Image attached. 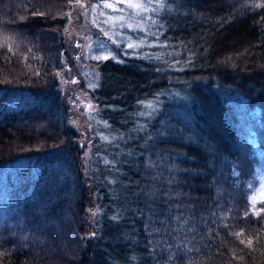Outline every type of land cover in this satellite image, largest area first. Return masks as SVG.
Here are the masks:
<instances>
[{"label": "trees", "instance_id": "trees-1", "mask_svg": "<svg viewBox=\"0 0 264 264\" xmlns=\"http://www.w3.org/2000/svg\"><path fill=\"white\" fill-rule=\"evenodd\" d=\"M76 1L0 0V264H264V0H167L164 57L100 63L110 138L81 145Z\"/></svg>", "mask_w": 264, "mask_h": 264}, {"label": "rangeland", "instance_id": "rangeland-1", "mask_svg": "<svg viewBox=\"0 0 264 264\" xmlns=\"http://www.w3.org/2000/svg\"><path fill=\"white\" fill-rule=\"evenodd\" d=\"M167 0H78L73 3L64 29L65 45L59 90L68 103L78 144L96 137L108 139V123L99 117V99L95 90L100 83L101 62L126 57L157 61L164 57L163 26L159 20ZM128 3H144L142 9ZM111 4L113 7H104ZM131 45V47H130ZM106 57V58H105ZM159 101L144 105V112L154 111ZM86 153H89V145ZM254 198L264 199V172ZM96 209L86 210V237L96 231Z\"/></svg>", "mask_w": 264, "mask_h": 264}, {"label": "snow or ice", "instance_id": "snow-or-ice-1", "mask_svg": "<svg viewBox=\"0 0 264 264\" xmlns=\"http://www.w3.org/2000/svg\"><path fill=\"white\" fill-rule=\"evenodd\" d=\"M127 6H128L129 8H134V9H142V8L147 7V5L144 4V3H128ZM104 7H113V5H111V4H105ZM130 47H131V45H130ZM105 58H106V57H105ZM253 199H254V198H253ZM241 242L243 243V241H241ZM249 243H251V242H249Z\"/></svg>", "mask_w": 264, "mask_h": 264}]
</instances>
